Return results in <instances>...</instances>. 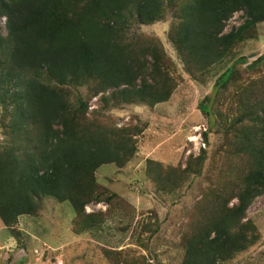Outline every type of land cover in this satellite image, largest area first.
Listing matches in <instances>:
<instances>
[{"label": "trees", "instance_id": "1", "mask_svg": "<svg viewBox=\"0 0 264 264\" xmlns=\"http://www.w3.org/2000/svg\"><path fill=\"white\" fill-rule=\"evenodd\" d=\"M238 13L239 24L226 31ZM169 16L180 68L157 37L131 35ZM261 23L264 0H0L2 224L22 241L19 217H39L54 198L71 204L78 230L98 228L103 213L86 207L116 194L104 198L96 171L124 167L148 127L119 126L106 111L165 103L184 73L204 83L220 72L203 105L208 116L216 110L210 125L223 139L209 170L202 150L185 167L148 160L149 174L165 193L191 174L202 178L185 216L179 264H225L258 244L261 233L247 211L264 194V73L239 68L248 59L235 57ZM94 98L100 106L91 109ZM125 253L119 264H147Z\"/></svg>", "mask_w": 264, "mask_h": 264}, {"label": "rangeland", "instance_id": "2", "mask_svg": "<svg viewBox=\"0 0 264 264\" xmlns=\"http://www.w3.org/2000/svg\"><path fill=\"white\" fill-rule=\"evenodd\" d=\"M240 20L238 13L228 22L226 31ZM171 23L169 16L164 21L135 27L131 35L136 32L157 37L180 68L168 37ZM1 26L4 35L5 18ZM241 56L248 59L247 63L236 66H259L257 69L264 73V59L259 63L260 56L264 57V23L258 25L254 38L242 45L235 58ZM226 65L229 62L223 66ZM218 74L200 83L184 73L179 87L165 103L124 104L106 111L119 126L138 121L148 123V127L137 139L136 154L124 167L109 164L96 171L97 181L105 189L104 198L116 194L108 202L86 207L87 212L95 215L103 213L95 222L100 226L78 230L71 204L47 198L39 217H19L15 229L21 232L22 241L0 220V264H119L125 252L137 259L145 256L147 264H179L178 244L186 228L185 216L198 200L197 188L202 178L198 180L191 174L182 188L170 193L158 191L149 174L148 160L185 167L190 156L196 157L206 150L204 170H209L212 154L223 139L219 126L210 125L211 118L219 119L216 110L212 108L208 116L203 105L204 98L215 88ZM82 92L85 94V89ZM89 105L93 109L100 103L94 98ZM2 138L0 131V141ZM247 214L257 225L261 240L225 264H264V194L254 200Z\"/></svg>", "mask_w": 264, "mask_h": 264}]
</instances>
